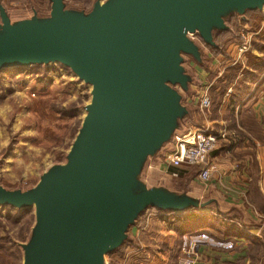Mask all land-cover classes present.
Masks as SVG:
<instances>
[{
  "label": "water",
  "instance_id": "obj_1",
  "mask_svg": "<svg viewBox=\"0 0 264 264\" xmlns=\"http://www.w3.org/2000/svg\"><path fill=\"white\" fill-rule=\"evenodd\" d=\"M49 14L12 17L0 0V70L59 62L92 85L65 163L31 189L6 188L0 205L34 209L23 264H114L149 208L182 214L215 209L212 196L172 189L143 174L191 117L183 94L193 75L185 55L204 63L195 41L219 47L229 19L246 21L264 0H101L88 10L50 0Z\"/></svg>",
  "mask_w": 264,
  "mask_h": 264
},
{
  "label": "crops",
  "instance_id": "obj_2",
  "mask_svg": "<svg viewBox=\"0 0 264 264\" xmlns=\"http://www.w3.org/2000/svg\"><path fill=\"white\" fill-rule=\"evenodd\" d=\"M253 33L250 50L241 56L238 44H232L227 49L228 56L203 52L204 63L190 62L196 82L191 83L192 92L183 100L192 115L182 122L172 142L150 159L143 171L146 173L148 168L149 172L154 175L157 172L169 181H174L173 173L177 171L178 181L186 185L193 181L199 167L171 164L174 140L194 129L221 135L217 148L210 155L217 170L208 184L196 177L203 188L197 189L199 194L194 195L215 197L225 213L215 209L192 211L213 214L245 232L223 237L215 229L208 231V227L196 235L184 234L178 264H264V213L257 209L254 201L259 200L258 195L264 197V20ZM257 38L260 45L255 44ZM207 86L212 106L201 110L200 95ZM214 98L218 100L213 104ZM167 214L170 213L153 211L148 214L145 226L136 224L131 228V242L139 241L142 245L134 255L136 261L149 262L157 254L158 237L163 222L168 220ZM254 238L262 242L261 250L255 247Z\"/></svg>",
  "mask_w": 264,
  "mask_h": 264
},
{
  "label": "rangeland",
  "instance_id": "obj_3",
  "mask_svg": "<svg viewBox=\"0 0 264 264\" xmlns=\"http://www.w3.org/2000/svg\"><path fill=\"white\" fill-rule=\"evenodd\" d=\"M92 1L94 3L97 0ZM2 2L12 17H30L34 11L46 15L51 10L49 0H2ZM74 2L67 0L68 6L83 8L81 3L86 0H74ZM262 11L264 13V8ZM239 28L238 33H243L244 30L254 32L251 25L243 20L240 21ZM258 38L255 40L257 41L255 44L260 45L259 39L261 38ZM194 39L200 44L203 52L212 53L199 37ZM184 57V65L191 73L190 62L194 59L190 55ZM1 71V183L6 188L27 190L34 187L42 174L53 165L66 162V155L82 125L86 113L85 106L91 101L92 85L80 79L70 67L59 62L13 67ZM191 74L193 75V73ZM195 82V75H193L192 83ZM178 88L183 97H186L187 93L180 86ZM217 100L218 98H216ZM216 101L214 98L213 104ZM144 175L147 178L150 175L152 182L172 189L187 187L191 194H199L197 189L203 188L196 178L198 171L194 174L195 179L193 178V181L191 180L186 185L178 181L177 177L172 179L174 181H169L167 177H163L157 172L154 175L148 171V168ZM148 217L149 215H146L143 226L147 224ZM166 217L168 220L166 223L163 222L158 237L157 254L161 249L159 241L162 236L166 235L171 244H174L175 239H179L181 247L179 261L185 242V233L179 235V238L167 235L166 233L174 232L176 224L170 219L172 218L171 214H167ZM34 223L33 208L20 210L0 205V264H23V252L18 245L29 238ZM164 226L165 230L169 231L164 233ZM221 228H223L222 225ZM207 230L212 232L214 228L212 229L210 226ZM196 233L198 232H194L192 235H196ZM140 248H142L141 242L131 243L125 247L121 254L115 253L107 258L115 260L118 264L152 263L157 254L149 262L135 260L134 255ZM174 250L175 247H173Z\"/></svg>",
  "mask_w": 264,
  "mask_h": 264
},
{
  "label": "trees",
  "instance_id": "obj_4",
  "mask_svg": "<svg viewBox=\"0 0 264 264\" xmlns=\"http://www.w3.org/2000/svg\"><path fill=\"white\" fill-rule=\"evenodd\" d=\"M81 4H83L84 9H90L93 5V1L86 0V2H83ZM50 9H51V6H50ZM246 16H247V20L245 21V23L250 24L251 28L254 31H257L260 28L262 21L264 19L263 11L248 10L246 12ZM240 21L242 20L240 19L238 15L232 16L228 21V24L230 25L231 29L221 31L216 34V42L219 45V47L215 48V47H210L206 45L209 48V50L212 51L213 55L215 56L227 55V49L230 45L238 44L242 41V34L245 33L246 31L244 30L243 33H238L240 29L239 28ZM256 42L257 41H255V43ZM235 70L236 69L234 68L232 71L234 74L236 72ZM0 72L2 71L0 70ZM257 198L259 200H254L256 203V207L260 212L264 213V197H261V195H258ZM153 211H158V210H156L155 208H149L146 212L141 214L140 217L138 218L137 224L139 226H143V224L145 223L146 215H148L149 212H153ZM169 213L172 215V218L170 219L176 224V227L174 228L173 233H166V234L174 236L176 238H179L178 236L184 233L192 234L194 232L203 231L205 228L210 227V226L211 228H214L215 230L219 231L223 235V237H226V236L234 237L239 234H244V232L239 227L237 226L232 227V224L220 220L219 218H217V216L213 214H199L196 211H191L184 215H177L172 212H169ZM221 225L223 228H221ZM163 230H164V233L165 231H169L167 229L165 230V226L163 227ZM26 240L27 239H25L24 241ZM254 241H255V247H259V249L261 250L262 242L258 240L257 238H254ZM131 243H132L131 241L126 242L120 250L112 253V255L115 253L121 254L124 251L125 247H127ZM159 243H160L161 249L159 253L155 256L153 262L150 264H178V256L181 253L179 239H175L173 241L174 244H171L167 240L166 235H164L162 236V238H160ZM19 247H18V250L20 251ZM173 247H175L174 251H173ZM254 249L259 252L258 249L256 248ZM255 258H257V256H255ZM113 262L114 264H118V262H116L115 260H113Z\"/></svg>",
  "mask_w": 264,
  "mask_h": 264
},
{
  "label": "built area",
  "instance_id": "obj_5",
  "mask_svg": "<svg viewBox=\"0 0 264 264\" xmlns=\"http://www.w3.org/2000/svg\"><path fill=\"white\" fill-rule=\"evenodd\" d=\"M253 35L254 33L250 30L242 34V41L238 43L240 56L250 50ZM199 105L201 110L209 109L212 106V97L208 86L203 89L200 95ZM220 139V134L204 129H194L174 140L170 162L175 167L183 164L198 166V179L202 183L208 184L212 181L213 174L217 170V164L210 159V155L217 148ZM173 175L178 177L179 173L175 171Z\"/></svg>",
  "mask_w": 264,
  "mask_h": 264
}]
</instances>
